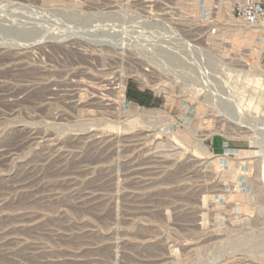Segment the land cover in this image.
I'll return each mask as SVG.
<instances>
[{
	"label": "rangeland",
	"instance_id": "obj_1",
	"mask_svg": "<svg viewBox=\"0 0 264 264\" xmlns=\"http://www.w3.org/2000/svg\"><path fill=\"white\" fill-rule=\"evenodd\" d=\"M105 1L0 0V264H264V24L173 0L151 54Z\"/></svg>",
	"mask_w": 264,
	"mask_h": 264
},
{
	"label": "built area",
	"instance_id": "obj_2",
	"mask_svg": "<svg viewBox=\"0 0 264 264\" xmlns=\"http://www.w3.org/2000/svg\"><path fill=\"white\" fill-rule=\"evenodd\" d=\"M105 2V5L88 2L82 3V5L89 14L97 12L110 18L119 17L120 22H114L109 27L119 28L122 31V47H126L127 37H131V43L135 42L139 48L151 49V54L160 47L158 45L159 38L155 35L156 32L161 33L163 30L173 32L176 19L182 17H184L188 27L190 20L188 12L175 10L173 0H109ZM230 15H232L231 20L235 23L264 24V0H235L231 12L228 13L229 17ZM213 19L217 25L216 28H213V33L217 34L220 31L219 20L217 17ZM236 26H234L235 30ZM132 31H138L139 35L134 36V38L131 35ZM188 44L190 45V42Z\"/></svg>",
	"mask_w": 264,
	"mask_h": 264
},
{
	"label": "bare ground",
	"instance_id": "obj_3",
	"mask_svg": "<svg viewBox=\"0 0 264 264\" xmlns=\"http://www.w3.org/2000/svg\"><path fill=\"white\" fill-rule=\"evenodd\" d=\"M230 19H232V15H230ZM191 31H193V30H191ZM69 33H70V32H69ZM71 33H72V32H71ZM132 35H133V34H132ZM88 37H90V36H88ZM88 37H87V35H86L85 32H84V34L81 33V32H78V33L75 32V34H72V35L69 34L68 37H65V36H64V38L60 39V41H63V42L65 41V43H67V44H71V43H80V42H81V43H84L85 41H89V40H91V42H92V41H93V40H92L93 37L91 36V37H92L91 39H89ZM94 37H95V36H94ZM99 37H100V36H99ZM110 37H111V36H109L108 39H111V38H112V37H111V38H110ZM103 38H105V37H103ZM103 38H102V39H103ZM102 39H100V40H102ZM106 39H107V37L105 38V42H106ZM94 41H95V39H94ZM97 42H99V39H98ZM100 42H101V41H100ZM100 42H99V43H100ZM103 42H104V41H103ZM108 42H109V41H108ZM119 42H120V41H119ZM101 43H102V42H101ZM120 43H121V42H120ZM120 43H119V44H120ZM187 43H188V42H187ZM67 44H66V45H67ZM134 45H135V44H134ZM109 46H110V45H109ZM111 46H112V45H111ZM129 46H130V44H129ZM131 46H132V45H131ZM171 46H172V44H171V45H163V46H161V48H163V47H164V48H171ZM127 47H128V45H127ZM124 48H126V47H124ZM129 48H130V47H129ZM156 49H159V48H156ZM143 50H144V49H143ZM143 50H142V51H143ZM147 50H148V49H147ZM147 50H146V51H147ZM146 51L144 50V52H146ZM140 52H141V51H140ZM144 52H143V53H144ZM155 59H156V58H155ZM156 60H157V59H156ZM158 62H159V59H158ZM162 62H164V61H162ZM122 82H123V85L120 86L121 88H122V86H125V85H124V84H125L124 81H122ZM91 86H92V85H91ZM100 88H101V87H100ZM123 92H124V90L121 91V97H122V98H123ZM140 112H141V111H140ZM138 115H140V114L138 113L137 116H138ZM141 117H142V116H141ZM141 117H140V118H141ZM146 118H147V117H146ZM235 118H236V117H232V118H231L232 123H234V124H235L236 121H237V120H235ZM238 121H239V120H238ZM237 124H238V123H237ZM238 125H241V124H238ZM122 126H123V125H122ZM241 126H242V125H241ZM200 144H201V146L203 147V150L206 152V151H207V146H204V145H203L202 140L200 141Z\"/></svg>",
	"mask_w": 264,
	"mask_h": 264
},
{
	"label": "trees",
	"instance_id": "obj_4",
	"mask_svg": "<svg viewBox=\"0 0 264 264\" xmlns=\"http://www.w3.org/2000/svg\"><path fill=\"white\" fill-rule=\"evenodd\" d=\"M127 97L130 101H134L143 106H153V94L150 91L140 92L134 86H130L127 92Z\"/></svg>",
	"mask_w": 264,
	"mask_h": 264
},
{
	"label": "crops",
	"instance_id": "obj_5",
	"mask_svg": "<svg viewBox=\"0 0 264 264\" xmlns=\"http://www.w3.org/2000/svg\"><path fill=\"white\" fill-rule=\"evenodd\" d=\"M140 92H146V91H148V90H143V89H140V88H137ZM151 92V91H150ZM153 94V100H152V102L153 103H156L157 102V97H156V95L154 94V93H152ZM131 102H133V103H135V104H138V103H136V102H134V101H131Z\"/></svg>",
	"mask_w": 264,
	"mask_h": 264
}]
</instances>
